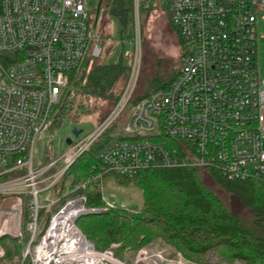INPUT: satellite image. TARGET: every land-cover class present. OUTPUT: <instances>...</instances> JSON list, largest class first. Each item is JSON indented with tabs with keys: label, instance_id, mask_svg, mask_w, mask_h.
I'll list each match as a JSON object with an SVG mask.
<instances>
[{
	"label": "built area",
	"instance_id": "built-area-1",
	"mask_svg": "<svg viewBox=\"0 0 264 264\" xmlns=\"http://www.w3.org/2000/svg\"><path fill=\"white\" fill-rule=\"evenodd\" d=\"M158 1L183 43L173 79L130 105L142 58L140 0H132L131 63L117 102L94 129L72 140L63 162L49 161L47 148L34 166V144L48 132L52 137L68 74L98 60L110 39L90 27L87 0H0V200L13 202L0 210V238L23 244L10 264H197L180 253L172 257L158 242L141 247L131 262L116 257L117 243L95 249L76 222L114 207L103 199V208H89L79 192L105 174L204 167L231 181L264 183V79L256 67L264 0ZM100 140L106 142L93 173L45 201L50 211L37 237L39 194ZM4 257L0 245V264Z\"/></svg>",
	"mask_w": 264,
	"mask_h": 264
},
{
	"label": "trees",
	"instance_id": "trees-1",
	"mask_svg": "<svg viewBox=\"0 0 264 264\" xmlns=\"http://www.w3.org/2000/svg\"><path fill=\"white\" fill-rule=\"evenodd\" d=\"M102 4L104 12L118 17L132 10V0H100L99 9L89 14L97 16ZM128 72L129 66H124L121 59L106 65L97 60L88 61L63 105L56 108L54 127L65 118L74 123L87 118L94 126L98 125L117 102ZM174 75L154 91L167 86ZM151 93L135 94L130 105ZM105 142L98 141L66 171L65 174L74 170L70 187L93 173L91 167L96 165L97 155ZM120 179L121 185L132 184L140 190L142 202L134 210L114 207L80 217L77 226L95 249L105 250L117 243L116 257L131 262L141 247L161 240L170 247L173 256L180 253L192 263L202 264L208 252L216 251L221 260L230 264L236 260L243 264H264L263 182L231 181L217 170L204 167L156 169ZM220 192L238 202L248 219L234 213L228 202L218 197ZM82 193L87 197V207L100 209L105 206L98 181L79 192ZM6 238L10 239L0 238V245L5 250L4 264H10L23 244L9 247L4 242ZM23 264H30L29 260Z\"/></svg>",
	"mask_w": 264,
	"mask_h": 264
},
{
	"label": "rangeland",
	"instance_id": "rangeland-1",
	"mask_svg": "<svg viewBox=\"0 0 264 264\" xmlns=\"http://www.w3.org/2000/svg\"><path fill=\"white\" fill-rule=\"evenodd\" d=\"M99 6L100 0H87L88 11L95 12L96 9H99ZM104 10V4H102L97 16L95 14L94 18L88 21L90 27L95 30L96 34L101 37L109 35L110 39L107 44H103L102 47L104 52L97 61L99 64L106 65L116 63L121 59L124 66H129L131 63V47L126 40L128 37L132 36L133 12L131 10L126 16L118 17L108 11L104 12ZM139 20L142 36V58L134 94L153 92L159 85L168 82L175 74V70L179 68L183 56L182 40L178 35L177 29L171 23L167 10L164 9L163 5L160 4L158 0H140ZM256 67L260 78L264 79L263 21H259L257 24ZM80 72L81 67L68 74L69 84L62 91L57 108L63 105L67 93L74 88L73 82L79 77ZM121 87V89H123L124 85H121ZM73 128L82 130V134L79 136L82 137L94 129V124L87 118L76 123L67 118L63 119L54 127L51 138L48 132L43 140L35 142L34 166L42 162L47 148L49 161L62 159L61 161L63 162V155L69 148L65 140L71 138L73 141H76L77 139L71 133ZM171 145L175 146L176 144L172 142ZM59 164L61 165V163ZM73 176L74 170L71 169L53 188L39 194L38 200L41 206H43V209L41 210V218L38 223L37 237L40 236L46 226L50 211V209L46 207L45 201L52 199L54 196L67 193L70 189V182ZM120 178V176L114 174H105L104 179L98 181L104 201L112 207L132 210L137 209L142 202L140 190L132 184L121 185L119 183L121 180ZM204 181L206 184L208 183L207 180L204 179ZM48 184L49 181L46 184H40L38 187L44 188ZM218 197L227 201L230 209L234 213L241 215L244 220L248 219L247 212L239 206L238 202L223 196L221 192L218 194ZM12 203V200L9 199L0 200V210H8ZM8 238L10 239L6 238L4 241L7 246L13 248L19 246L18 240L11 237ZM157 242L164 246V242L161 240ZM20 251L21 249L19 252L15 253V256L13 255V258L20 256ZM172 252L173 251L170 249L169 254L173 257ZM213 261L219 262L220 264H230L226 260H221L216 251L208 252L202 264H209ZM232 264L243 263L236 260Z\"/></svg>",
	"mask_w": 264,
	"mask_h": 264
},
{
	"label": "water",
	"instance_id": "water-1",
	"mask_svg": "<svg viewBox=\"0 0 264 264\" xmlns=\"http://www.w3.org/2000/svg\"><path fill=\"white\" fill-rule=\"evenodd\" d=\"M72 135L75 137V138H77L81 133H82V130H78V129H76V128H73V130H72ZM65 143H66V145H70L71 143H72V139L71 138H67L66 140H65Z\"/></svg>",
	"mask_w": 264,
	"mask_h": 264
},
{
	"label": "crops",
	"instance_id": "crops-1",
	"mask_svg": "<svg viewBox=\"0 0 264 264\" xmlns=\"http://www.w3.org/2000/svg\"><path fill=\"white\" fill-rule=\"evenodd\" d=\"M103 179H104V177H103Z\"/></svg>",
	"mask_w": 264,
	"mask_h": 264
},
{
	"label": "flooded vegetation",
	"instance_id": "flooded-vegetation-1",
	"mask_svg": "<svg viewBox=\"0 0 264 264\" xmlns=\"http://www.w3.org/2000/svg\"><path fill=\"white\" fill-rule=\"evenodd\" d=\"M175 72H176V70H175Z\"/></svg>",
	"mask_w": 264,
	"mask_h": 264
}]
</instances>
